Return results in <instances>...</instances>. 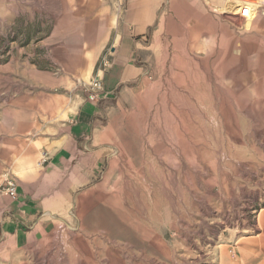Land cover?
Instances as JSON below:
<instances>
[{
  "label": "rangeland",
  "instance_id": "1",
  "mask_svg": "<svg viewBox=\"0 0 264 264\" xmlns=\"http://www.w3.org/2000/svg\"><path fill=\"white\" fill-rule=\"evenodd\" d=\"M132 3L0 0V264H61L71 231L105 230L121 264L129 250L135 264H264V4L246 22L231 0H162L137 34ZM124 33L143 70L105 106L100 161L64 168L70 119ZM7 181L44 196L35 220Z\"/></svg>",
  "mask_w": 264,
  "mask_h": 264
},
{
  "label": "crops",
  "instance_id": "2",
  "mask_svg": "<svg viewBox=\"0 0 264 264\" xmlns=\"http://www.w3.org/2000/svg\"><path fill=\"white\" fill-rule=\"evenodd\" d=\"M142 1L140 4H135V0H132L131 5L132 8L136 6L142 9L132 10V19L129 20V23L136 24L138 27L137 34H144L148 27L156 22L158 10L162 4V0ZM139 41L141 40H137L130 33L123 34L120 41L117 42L116 49H113L114 58L111 59V66L104 75V92L101 96L103 103L84 100L70 119L68 133L62 140V147L56 153L55 159L64 168L73 162H78L79 159L81 160L82 155L79 156V154L84 152L91 156L94 165L100 161L107 148L105 129H103L107 110L105 106L108 105L109 99L112 98V94L118 86L134 80L143 70L138 66L136 58L142 46ZM44 200V196L42 197L40 191L35 188L27 191H21L18 188V198L11 201L15 202L16 209L19 210L23 219L32 221L36 219L35 211H42L40 204L44 203Z\"/></svg>",
  "mask_w": 264,
  "mask_h": 264
},
{
  "label": "bare ground",
  "instance_id": "3",
  "mask_svg": "<svg viewBox=\"0 0 264 264\" xmlns=\"http://www.w3.org/2000/svg\"><path fill=\"white\" fill-rule=\"evenodd\" d=\"M231 1H234V4H232V6L236 7L235 11H233L234 13L232 14L236 15L237 6L239 2L238 0H231ZM262 4H264V0H257V3H256L257 11L253 18L247 19V20L246 19L244 20L242 18H238V19H240L241 21L252 22L253 19L257 16L258 6ZM178 78H182V74ZM158 150H156L157 153H159ZM116 217H115L116 219L115 221L119 223L118 219H120L121 221L122 214L120 215V217L118 216ZM135 222H137L136 218L128 217L127 224H129L130 227L132 225L134 226L136 224ZM103 233L104 234L97 233L95 235V232L91 231L89 234L87 233V237H84V235H80L78 233L71 231L72 240L69 245V248L68 249L66 248L67 251L65 252L67 257L65 259L63 258L60 263L61 264H121V262L117 258V255L120 253H124L125 252L124 249H121L117 242L113 240L111 241V238L109 237V234H110L109 232L105 230ZM108 242H110L111 244L108 245ZM63 245L65 246V244ZM130 247H133V246L131 245ZM56 248H58L60 255L65 256V254H63L62 252L64 249L62 247V242L59 243ZM129 251H130V255L128 257L131 261V264H135V261H134L135 253L132 250H129ZM112 254L116 255V260L113 258Z\"/></svg>",
  "mask_w": 264,
  "mask_h": 264
},
{
  "label": "built area",
  "instance_id": "4",
  "mask_svg": "<svg viewBox=\"0 0 264 264\" xmlns=\"http://www.w3.org/2000/svg\"><path fill=\"white\" fill-rule=\"evenodd\" d=\"M237 15L242 19H251L256 14L257 0H238ZM111 66V58H103L100 67L93 74L87 86V100L98 102L104 92V75ZM4 194L11 200L18 198V186L14 181H7L3 189Z\"/></svg>",
  "mask_w": 264,
  "mask_h": 264
}]
</instances>
